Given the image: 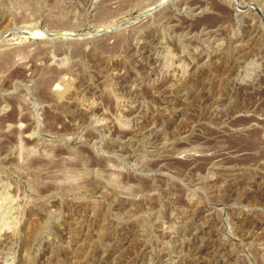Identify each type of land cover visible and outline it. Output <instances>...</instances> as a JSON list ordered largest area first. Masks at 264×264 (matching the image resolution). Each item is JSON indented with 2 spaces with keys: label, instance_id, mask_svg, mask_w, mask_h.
<instances>
[{
  "label": "rangeland",
  "instance_id": "obj_1",
  "mask_svg": "<svg viewBox=\"0 0 264 264\" xmlns=\"http://www.w3.org/2000/svg\"><path fill=\"white\" fill-rule=\"evenodd\" d=\"M0 264H264V0H0Z\"/></svg>",
  "mask_w": 264,
  "mask_h": 264
},
{
  "label": "water",
  "instance_id": "obj_2",
  "mask_svg": "<svg viewBox=\"0 0 264 264\" xmlns=\"http://www.w3.org/2000/svg\"><path fill=\"white\" fill-rule=\"evenodd\" d=\"M163 4H165V3H163ZM163 4H161L158 7L163 6ZM99 33H101V32H99ZM46 36L50 39H53V40H58V39H61V40H71V39L72 40H79L81 38V37H79V35L68 36V35H64V34H47Z\"/></svg>",
  "mask_w": 264,
  "mask_h": 264
},
{
  "label": "bare ground",
  "instance_id": "obj_3",
  "mask_svg": "<svg viewBox=\"0 0 264 264\" xmlns=\"http://www.w3.org/2000/svg\"><path fill=\"white\" fill-rule=\"evenodd\" d=\"M41 35V34H40ZM65 35V34H64ZM41 36H43V35H41Z\"/></svg>",
  "mask_w": 264,
  "mask_h": 264
}]
</instances>
